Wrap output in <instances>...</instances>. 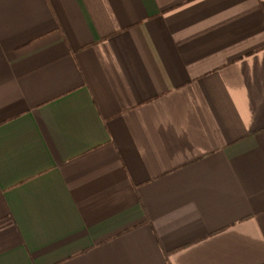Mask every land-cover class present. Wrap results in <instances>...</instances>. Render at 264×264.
I'll return each mask as SVG.
<instances>
[{"label": "crops", "instance_id": "crops-1", "mask_svg": "<svg viewBox=\"0 0 264 264\" xmlns=\"http://www.w3.org/2000/svg\"><path fill=\"white\" fill-rule=\"evenodd\" d=\"M0 264H264V0H0Z\"/></svg>", "mask_w": 264, "mask_h": 264}]
</instances>
